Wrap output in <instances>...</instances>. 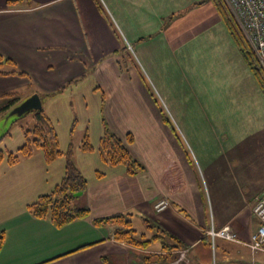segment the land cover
I'll list each match as a JSON object with an SVG mask.
<instances>
[{"label":"crops","instance_id":"crops-1","mask_svg":"<svg viewBox=\"0 0 264 264\" xmlns=\"http://www.w3.org/2000/svg\"><path fill=\"white\" fill-rule=\"evenodd\" d=\"M70 82L99 92L92 145L104 121L144 168L129 175L88 153L93 174L74 204L89 213L55 226L27 208L46 193L39 172L51 163L34 153L2 165L0 264H147L164 255H177L173 264H264V252L244 244L264 198V93L210 0H0V95ZM161 199L169 204L157 211ZM118 212L131 214L137 235H157L147 249L93 222ZM224 225L241 242L212 239L209 229ZM162 241L184 246L169 253Z\"/></svg>","mask_w":264,"mask_h":264},{"label":"trees","instance_id":"trees-1","mask_svg":"<svg viewBox=\"0 0 264 264\" xmlns=\"http://www.w3.org/2000/svg\"><path fill=\"white\" fill-rule=\"evenodd\" d=\"M210 1L214 5L219 18L226 26L239 49L242 58L247 64L258 86L264 93V71L226 5V2L224 0ZM1 97L7 98L8 100L0 107V113L4 110H8L19 100V97L14 93L0 95V98ZM32 116L33 126L30 129H23L24 139L21 146L18 147L16 151H7L0 148V162L5 158L8 165H14L22 159L31 157L36 148L41 150L43 159L46 163L60 156H64V173L60 181L56 183L49 192L38 195L34 201L27 205V208L35 217H48L55 226H62L75 219L87 216L89 209L86 206L74 204V201L83 195L87 186V181L82 172L74 164L71 146L68 147L66 152L61 151L55 126L43 108L32 111ZM126 138L127 141H132V135L130 133L127 134ZM80 149L84 152H91L94 150L87 130L83 133ZM97 152L105 164L109 166L122 165L129 175H133L144 168V166L129 153L125 144L109 129L104 121L102 133L97 145ZM93 222L95 225H113L112 238L131 247L147 249L157 238V235L150 238H143L141 235H137L132 225L130 213L118 212L109 216L95 218ZM169 239L176 240L171 236ZM3 240L4 232L1 231L0 247L3 244ZM160 243L161 250L169 253L174 250H180L184 246L178 241H162ZM167 257L168 256L165 255L157 256L155 260L173 261L176 259L177 255H172L170 258ZM144 259L147 264H150L151 259L149 256L144 257Z\"/></svg>","mask_w":264,"mask_h":264},{"label":"rangeland","instance_id":"rangeland-1","mask_svg":"<svg viewBox=\"0 0 264 264\" xmlns=\"http://www.w3.org/2000/svg\"><path fill=\"white\" fill-rule=\"evenodd\" d=\"M75 84L76 83L73 82L66 83L61 88L52 93H44L42 91L34 89V85H31L32 90H30V94H28H38L42 101V108L45 107L48 110L51 116L50 119L53 125L55 126L58 135L59 148L61 149V151L66 152L68 147L71 146L74 157L77 154V158L81 160L80 163H82V168L84 172H82V174L85 176V178L90 179V176L93 174V169L91 166L93 164H87L86 162H90L92 160V158H89L88 160V157H90V154L88 153H92L93 151L94 153L97 152L96 140L95 145H93L94 150L91 152L83 151V153L85 154H79L82 153V150L80 149V144L83 138V132L85 127L87 128L88 134L90 132V135L94 134L95 128H98L99 130L97 115H92L89 113L91 107L93 106V96L97 101V98L100 95L98 91H94V93L91 92L88 85H85L86 82H83L80 83L77 87H81L82 94L84 95V97L78 98L75 92V89H77V87L74 86ZM66 86L67 90L65 93H71V95L66 98L65 96H58L61 95L62 91L66 88ZM70 87H73V92H70ZM19 92L22 95L19 99V102H21L25 99V95L28 91L27 89L20 87ZM50 97H52V99H50ZM7 100V98L1 97L0 107L4 105ZM83 104H87L89 106L88 113H85V108H82ZM12 109L13 108L10 107L8 110H4L0 113V148H4L6 146L5 148H7L8 150L16 151V149L20 147L23 143V129H30L33 126V116L32 112H27L24 115L19 116L15 113H12ZM164 111L166 112L167 117H169L166 106H164ZM34 153H40L39 155L42 157V152L40 149L36 148ZM35 157L31 160L33 165L35 164L33 163V161H35L36 159ZM29 159L30 158H25L24 160L22 159V161ZM63 159H65L64 156H60L55 160L49 162L51 164H44L45 166L41 168V172H39V175L40 184H42V191L49 192L54 187L55 182H58L60 180L63 174V168L61 163L58 161L64 162ZM6 163V159L3 158L0 163V167ZM133 225V228L138 231L139 226L136 221H134ZM139 232L140 231H138L137 233ZM160 262L161 261H158V263ZM162 262L165 263L167 261Z\"/></svg>","mask_w":264,"mask_h":264},{"label":"built area","instance_id":"built-area-1","mask_svg":"<svg viewBox=\"0 0 264 264\" xmlns=\"http://www.w3.org/2000/svg\"><path fill=\"white\" fill-rule=\"evenodd\" d=\"M236 23L249 43L259 64L264 71V0H224ZM168 201L161 199L154 205L157 211L168 206ZM253 213L258 219V226L244 243L253 251L264 252V198H258L253 205ZM208 234L212 239L220 238L232 242H241L229 225L218 229L211 228ZM150 264H173V262H154ZM231 264H243L234 262Z\"/></svg>","mask_w":264,"mask_h":264},{"label":"water","instance_id":"water-1","mask_svg":"<svg viewBox=\"0 0 264 264\" xmlns=\"http://www.w3.org/2000/svg\"><path fill=\"white\" fill-rule=\"evenodd\" d=\"M11 108H13L11 110L12 113H15L16 115L20 116L24 115L27 112L42 109V101L38 94L34 93L22 100L21 102H18L17 104L13 105Z\"/></svg>","mask_w":264,"mask_h":264}]
</instances>
